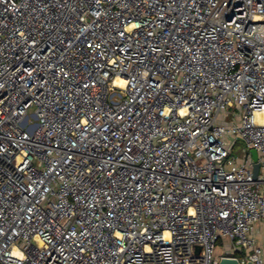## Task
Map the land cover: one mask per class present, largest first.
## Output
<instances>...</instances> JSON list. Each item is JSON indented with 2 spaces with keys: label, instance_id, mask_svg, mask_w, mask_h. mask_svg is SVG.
I'll list each match as a JSON object with an SVG mask.
<instances>
[{
  "label": "built area",
  "instance_id": "1",
  "mask_svg": "<svg viewBox=\"0 0 264 264\" xmlns=\"http://www.w3.org/2000/svg\"><path fill=\"white\" fill-rule=\"evenodd\" d=\"M224 257L264 264V0H0V264Z\"/></svg>",
  "mask_w": 264,
  "mask_h": 264
},
{
  "label": "water",
  "instance_id": "2",
  "mask_svg": "<svg viewBox=\"0 0 264 264\" xmlns=\"http://www.w3.org/2000/svg\"><path fill=\"white\" fill-rule=\"evenodd\" d=\"M251 155L253 160L256 162L254 165V178L257 179L258 174H259V169H260V165L257 163L258 160V153L256 150H251ZM200 248H198L199 250ZM220 264H242L240 263L238 260L233 259V258H222L220 261ZM246 264H253L252 262H248Z\"/></svg>",
  "mask_w": 264,
  "mask_h": 264
},
{
  "label": "rangeland",
  "instance_id": "3",
  "mask_svg": "<svg viewBox=\"0 0 264 264\" xmlns=\"http://www.w3.org/2000/svg\"><path fill=\"white\" fill-rule=\"evenodd\" d=\"M231 119H232L231 117L228 118V120H231ZM245 146H246V145H245V143H244L243 141L238 140V141L236 142V146H235V148H234V155H235V156H240V155H242V150H243V148H244ZM223 251H224V248H222V246L219 244V250H218V252L222 254Z\"/></svg>",
  "mask_w": 264,
  "mask_h": 264
},
{
  "label": "bare ground",
  "instance_id": "4",
  "mask_svg": "<svg viewBox=\"0 0 264 264\" xmlns=\"http://www.w3.org/2000/svg\"><path fill=\"white\" fill-rule=\"evenodd\" d=\"M117 84L119 85V86H124V82L123 81H117Z\"/></svg>",
  "mask_w": 264,
  "mask_h": 264
}]
</instances>
